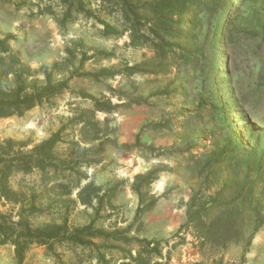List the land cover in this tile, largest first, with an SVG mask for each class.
I'll list each match as a JSON object with an SVG mask.
<instances>
[{
  "label": "rangeland",
  "instance_id": "1",
  "mask_svg": "<svg viewBox=\"0 0 264 264\" xmlns=\"http://www.w3.org/2000/svg\"><path fill=\"white\" fill-rule=\"evenodd\" d=\"M84 1L94 16L68 20L58 0H0V39L13 37L12 51L32 71L26 85L43 84L46 74L53 84L67 83L61 95L23 117L0 119V141L38 144L63 129L57 151L75 168L74 176L16 175L11 185L37 195L46 208L35 226L68 217L86 241L58 243L53 252L34 246L24 264H120L136 256L142 240L163 243L169 264H264V0H222L215 12L203 11L197 23L211 45L194 67L169 76H129L126 69L151 51L129 46L117 0ZM98 21L123 34L103 36ZM104 70L117 76L102 77ZM177 87L187 88L189 100L171 97ZM92 99L119 109L96 113L102 132L83 142ZM231 147L233 162L217 169L221 180L209 188L217 157ZM156 169L162 172L146 204L156 203L139 215L134 179ZM85 178L102 189L101 203L85 206L77 199L78 181L85 184ZM63 183L73 190L69 196ZM231 198L243 207L236 218L240 242L203 244L190 218L197 214L206 225L225 218L228 210L212 201ZM204 204L208 211L202 213ZM14 210L0 205L3 213ZM0 264H16L11 246H0Z\"/></svg>",
  "mask_w": 264,
  "mask_h": 264
},
{
  "label": "trees",
  "instance_id": "2",
  "mask_svg": "<svg viewBox=\"0 0 264 264\" xmlns=\"http://www.w3.org/2000/svg\"><path fill=\"white\" fill-rule=\"evenodd\" d=\"M58 1L68 20L74 14L84 13L94 16L92 11L87 9L84 0ZM117 2L120 5L123 26L129 33V46L151 51L149 57L145 55L143 62L126 69L129 76L137 74L169 76L194 67L193 65L200 62L205 48L211 45L207 43V38H201V27L197 23L198 17L203 11L215 12L222 4V0H117ZM49 14L54 13L50 11ZM57 20L58 23L63 24L65 19ZM98 22L103 26V36L123 34L118 28L105 21ZM12 38V36H7L0 39V119L23 117L34 108L57 98L67 89L66 82L53 84L49 74L45 75L43 84L27 86L26 79L32 77V71L22 63L18 54L12 51L10 47ZM115 76L117 75L108 70L102 71V77L113 78ZM10 81L13 83L12 87L8 85ZM176 89L171 95L172 98L189 100L190 93L186 87ZM166 92H169L168 86ZM92 102L93 108L87 111L89 120L84 123L82 129L83 142L97 140V136L102 132L96 120V113L111 114L119 109L110 100L92 99ZM88 134H94L95 137L90 139ZM62 141L63 129L38 144H33L31 140L18 141L12 138L0 141V205L10 206L17 210H14V213L0 211V246H11L14 249L16 264H24L28 252L34 246H45L53 252L54 246L62 242L81 246L86 244L81 237L84 230L70 226L68 217H62L61 223L35 226L33 219L43 215L46 208L39 203L37 195L29 196L23 191L14 190L11 185V179L20 174L29 175L39 172L46 178L51 174H66L67 172L69 176L71 174L74 176L73 161L70 158L63 159L57 151ZM235 152V147H231V151L226 148L223 154L217 157L213 165L215 171L210 177L213 178V184L209 185V188H213L221 180L220 171L217 169L228 167L234 160ZM161 172L160 169H156L135 177L132 189L139 198V215L148 213L154 207L156 203L154 199L146 204L148 190L157 181ZM85 180V184L81 180L78 181L77 199L79 202L85 206H92L96 201L101 203L102 199L99 196L102 189L93 181H88V178ZM60 188L65 189L67 196L73 192L70 186L64 183ZM195 200L194 197V203ZM212 202L214 207L223 206L225 210H228V214L227 212L224 214L225 218L218 217L206 225L202 217L199 219L195 214L188 224L192 222L201 228L199 238L203 240V244L224 247L230 242H240L242 233L236 218L243 207L238 204L236 198H231L227 203L216 200ZM206 205L202 207V213L208 211L205 209ZM226 214L229 216L227 218L229 221H223L226 219ZM86 230L88 231L89 228L86 227ZM253 235L249 239V244ZM137 244L139 249L136 256L120 264H163L162 261L169 264L172 260L171 255H163V243L161 242L142 240Z\"/></svg>",
  "mask_w": 264,
  "mask_h": 264
}]
</instances>
